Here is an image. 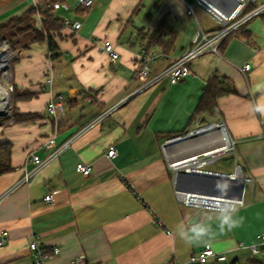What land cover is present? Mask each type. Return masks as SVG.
Returning a JSON list of instances; mask_svg holds the SVG:
<instances>
[{
  "label": "crops",
  "instance_id": "crops-1",
  "mask_svg": "<svg viewBox=\"0 0 264 264\" xmlns=\"http://www.w3.org/2000/svg\"><path fill=\"white\" fill-rule=\"evenodd\" d=\"M184 1L189 2L96 0L91 10H82L78 0H0V25L47 3L69 7L51 11L53 18L82 25L78 31L63 26L55 37L56 54L49 52L46 42L15 51L13 123L0 127V144L13 145L14 168L0 176V234L9 233L6 246L0 247V264H36L30 251L36 240L50 251L60 250L45 264H75L81 256L83 264H184L206 245L227 256L223 264H264V258L254 257L248 248L264 234V116L253 111L264 101V14L232 34L219 54L195 60L192 75L182 83L171 85L164 79L141 91L137 73L143 49L160 56L151 66L156 76L193 48L199 29H217L202 9L189 16ZM209 1L226 12L234 9L232 0ZM262 5L264 0H254L251 9ZM163 19L174 39L169 54L148 41ZM106 40L120 53L115 63L102 49ZM248 64L251 69L244 71ZM50 70L55 83L42 90ZM213 79L234 93L218 100L220 115L195 118ZM60 95L66 98L67 116L57 120L47 106ZM107 112L104 120L81 133ZM13 113L38 118L18 122ZM218 123L235 142L236 171L238 164L240 178L246 181L245 206L233 214L234 226L223 231L218 212L187 207L178 200L167 160L177 163L222 147L221 131L167 145ZM54 134L58 144L73 140L71 147L38 170L28 185L4 197L34 170L32 154L42 159L49 155L44 144ZM112 149L114 158L108 157ZM81 163L92 167L90 176L77 171ZM248 184L252 189L246 198ZM48 195L53 196L51 204L45 202ZM198 223L210 228L203 238L207 244L187 243L176 232L178 225Z\"/></svg>",
  "mask_w": 264,
  "mask_h": 264
},
{
  "label": "built area",
  "instance_id": "built-area-1",
  "mask_svg": "<svg viewBox=\"0 0 264 264\" xmlns=\"http://www.w3.org/2000/svg\"><path fill=\"white\" fill-rule=\"evenodd\" d=\"M236 5V8L232 12H226L221 7L217 6L209 0H189L185 2L187 7V14L189 16H196V10H204L215 22L217 29L210 33L203 29H199L193 39V48L180 57L174 64L166 68L164 71L156 76H152V64L160 57L156 53H151L147 49H143L140 54L142 66L138 70L137 78L142 83L141 91L150 89L158 85L164 79H168L171 85H178L182 83L186 78L192 75L191 65L192 63L207 53L219 54L220 46L236 31L247 25L250 21L258 18L264 14V5L258 8H252L254 0H232ZM96 3V0H78V8L82 10H91ZM60 8L68 9L69 7L59 3H48L44 7V11H56ZM38 9V8H36ZM40 18V16H38ZM41 22V18H40ZM42 23V22H41ZM61 24L67 28H72L74 31H78L81 28L79 22H69L68 20L61 21ZM103 51L109 56L112 62H117L120 59V53L116 46L110 41L102 42ZM15 59V51L9 41L2 39L0 41V127L3 123H13L12 117V96L15 93V87L12 83V67ZM244 71H249L251 66L248 64L244 66ZM55 74L50 70L43 82L42 90L51 88L55 83ZM66 98L62 95L57 96L50 100L47 106V112L57 120H61L67 116V111L64 107ZM109 115V112L103 114L98 119L94 120L92 124L83 129V132L87 131L90 127L97 125ZM221 131L223 133V146L219 149L209 151L200 156H194L187 160L170 163L169 168L173 172V180L176 189V195L178 200L187 207L196 208L199 210H212L218 212L222 206H227L231 203L230 199H223L217 197L200 196L179 192L176 188V181L180 173L186 174H207L211 173L206 170L208 166L225 156L227 153L235 154V142L229 136L225 125L213 124L202 126L195 131L188 132L183 136H178L168 142L167 145H175L186 142L195 137H200L214 132ZM57 134L52 135L44 144V149L49 152V155L42 159L40 156L31 155V163L34 165L32 172L26 173L22 181L15 188L5 194L4 197L12 194L19 186L28 185L33 175L40 169L48 166L52 161L58 159L66 150H68L73 140L66 141L62 144H58ZM166 153V148H164ZM116 156L115 149H112L108 153V157L114 158ZM77 171L82 175L88 177L92 174V167L83 163L77 165ZM241 166L237 164V171L235 175H231L234 178L242 177ZM238 176V177H237ZM238 201L237 208L245 206L244 200ZM45 202L51 204L53 202V196L48 195L45 198ZM9 233L3 231L0 234V247H4L7 244ZM245 249L246 246L240 244L239 246ZM254 257L264 258V234H261L257 238V243L249 246ZM30 251L34 256L36 264H45L46 260L51 259L60 254L58 248H53L51 251L47 247L40 244L39 241H34L30 245ZM84 257H79L75 264H83ZM228 261V258L224 254H219L214 251L211 245H206L204 250L194 254L188 262L184 264H223ZM177 264V263H171Z\"/></svg>",
  "mask_w": 264,
  "mask_h": 264
},
{
  "label": "trees",
  "instance_id": "trees-1",
  "mask_svg": "<svg viewBox=\"0 0 264 264\" xmlns=\"http://www.w3.org/2000/svg\"><path fill=\"white\" fill-rule=\"evenodd\" d=\"M48 4V3H47ZM45 4V6L47 5ZM44 6V7H45ZM44 7L38 9H30L23 16H28L33 20L36 16H40L42 22V28L40 30L33 28V34H31L30 43H44L48 44V49L51 54H56L59 51V47L55 41V37L60 35L63 30L61 21L53 18L51 11H44ZM12 19L5 24L0 25V40L6 37L14 39L18 33L15 31L21 22L22 17ZM58 25V26H56ZM20 31V30H19ZM55 31L56 33H53ZM21 34V33H19ZM56 34V36L54 35ZM26 37V34H22ZM167 38V39H166ZM166 39V40H165ZM152 46L161 48L164 54H169L174 47V39L172 38V32L170 30L168 21L163 19L158 28L148 39ZM225 83L220 80L213 79L208 83L206 91L195 111L194 117H203L204 115H210L212 117L220 115L218 108V100L227 95L234 93V90L225 88ZM22 99H27V95H23ZM14 118L18 122L30 121L38 118L36 115H14ZM13 145L11 143L0 144V176L9 174L14 171L12 166Z\"/></svg>",
  "mask_w": 264,
  "mask_h": 264
},
{
  "label": "water",
  "instance_id": "water-1",
  "mask_svg": "<svg viewBox=\"0 0 264 264\" xmlns=\"http://www.w3.org/2000/svg\"><path fill=\"white\" fill-rule=\"evenodd\" d=\"M235 8L236 5L234 4V9ZM218 183L221 188L225 185L228 187L226 193L217 190ZM245 186L246 181L243 178H234L231 175L218 173H180L176 181V188L179 192L230 200L233 198H235V200H243Z\"/></svg>",
  "mask_w": 264,
  "mask_h": 264
},
{
  "label": "clouds",
  "instance_id": "clouds-1",
  "mask_svg": "<svg viewBox=\"0 0 264 264\" xmlns=\"http://www.w3.org/2000/svg\"><path fill=\"white\" fill-rule=\"evenodd\" d=\"M253 111L264 116V101L257 102L254 105ZM217 190L226 193L228 187L225 185L223 188H221L218 183ZM237 206H238V201H236L235 198H233L230 204H228L227 206H222L218 211L217 219L219 221V228L221 231L224 230L225 226H227L228 228L234 226L232 222V216L237 211ZM176 232L179 235V237L185 240L187 243L195 242V243L207 244L208 241L203 238L209 234L210 228L206 226L204 223H198L195 225H191L189 227L178 225L176 228Z\"/></svg>",
  "mask_w": 264,
  "mask_h": 264
},
{
  "label": "rangeland",
  "instance_id": "rangeland-1",
  "mask_svg": "<svg viewBox=\"0 0 264 264\" xmlns=\"http://www.w3.org/2000/svg\"><path fill=\"white\" fill-rule=\"evenodd\" d=\"M33 28H36L38 30L42 28V23L40 22V18L36 16L33 20H31V18H29L27 15L23 16L21 22H19L18 27L15 31V34L18 33V35H16L14 39H11L9 37L3 38V39H6L7 41H9L14 51H16L17 49L25 47L30 44L31 34H33ZM53 33H56V32L53 31ZM22 34H26V37ZM54 35L56 36V34ZM14 95L15 93L13 94L12 98L14 97ZM236 161H237L236 151H235V154L227 153L225 156L221 157L219 160L212 163L207 169L209 171H213V172H217L221 174L234 173L236 172ZM251 189H252L251 185L248 184L246 188V198H248L251 192Z\"/></svg>",
  "mask_w": 264,
  "mask_h": 264
}]
</instances>
